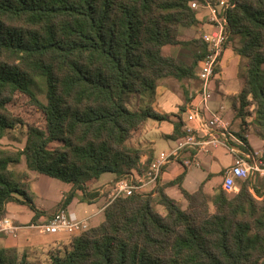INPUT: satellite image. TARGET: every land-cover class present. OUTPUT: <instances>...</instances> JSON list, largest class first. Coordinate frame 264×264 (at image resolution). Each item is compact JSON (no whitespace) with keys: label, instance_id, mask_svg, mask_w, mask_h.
I'll return each mask as SVG.
<instances>
[{"label":"trees","instance_id":"16d2710c","mask_svg":"<svg viewBox=\"0 0 264 264\" xmlns=\"http://www.w3.org/2000/svg\"><path fill=\"white\" fill-rule=\"evenodd\" d=\"M191 1L0 0V139L23 123L7 106L16 94L42 118L28 124L22 149L0 146V217L8 202L24 203L35 223L40 214L30 171L71 184L58 203L57 210L65 209L77 191L91 202L89 188L103 173L116 180L147 169L150 156L139 164L146 149L130 142L147 119L170 121L169 137L182 135L180 114L171 120L149 105L131 109L128 99L154 90L163 78H196L207 44L205 18ZM233 1L228 22L230 36L239 37L234 50L243 58V82L231 110L242 130L264 141V0ZM182 28H197L199 35L180 38ZM35 81L45 102L32 88ZM182 91L187 101L191 94L185 86ZM22 158L25 171L10 167ZM237 182L235 192L222 182L194 192L179 185L184 208L162 185L116 197L103 208L101 222L70 234L62 252H49L50 264H264V197L251 179ZM258 183L264 187V180ZM27 255L0 246V264H33Z\"/></svg>","mask_w":264,"mask_h":264},{"label":"built area","instance_id":"2783aa9c","mask_svg":"<svg viewBox=\"0 0 264 264\" xmlns=\"http://www.w3.org/2000/svg\"><path fill=\"white\" fill-rule=\"evenodd\" d=\"M234 4L233 0L190 2L192 9L205 11L202 38L207 44V52L197 64L195 79L199 81V86L186 104L185 120L181 126L183 133L175 138L170 148L159 151L140 175L128 173L116 179L111 187L113 199L133 193L155 192L158 186L172 180L169 175L172 164L182 168L199 165L202 156L209 155L218 147L225 148L233 156V162L222 170L224 190L235 192L239 179H250L256 172L263 173L255 159L257 153L254 155L244 150L245 142L231 129L230 121L218 109L211 110L209 107L214 80L219 75L217 69L230 37L228 13ZM31 226L43 233L64 232L70 235L85 230L89 224L85 219H71L65 209H60ZM16 230L17 226L10 218H0V232L15 236Z\"/></svg>","mask_w":264,"mask_h":264},{"label":"crops","instance_id":"0c3cea01","mask_svg":"<svg viewBox=\"0 0 264 264\" xmlns=\"http://www.w3.org/2000/svg\"><path fill=\"white\" fill-rule=\"evenodd\" d=\"M229 42V41H228ZM234 48V47H233ZM232 45L226 44L225 50L223 52L221 62L228 63V58L232 56L233 52ZM233 61V59H232ZM220 62V64H221ZM220 64L218 67V77L214 80L212 87V92L209 101V107L211 110H219L223 117L230 121V127L234 132H239L245 138L244 150L250 151L255 155V159L258 161L259 168L262 169L263 173L256 172L250 179L253 183H257L258 188L261 191L260 197H264V187H259V181L264 180V141L255 136L250 129L242 130L240 125L232 123V111L231 106L229 111H227L222 103V97L224 95H230L232 101V95L237 93L242 87V77L240 88L234 85L233 81L230 82L228 77L220 74ZM190 98L186 101L183 91L182 100L178 103V110L180 106L184 105V111L179 110L181 120H185V108L186 104L189 103L190 99L193 98L192 92L199 86V81L197 79H190ZM179 114H167L171 120H177ZM148 131L152 135H156L153 130H160V135L170 140L167 145L159 149L158 151L154 147V138L145 139L143 134ZM173 125L170 121H156L154 119H147L144 129L139 137L131 139V144L135 146H141L146 148V153L142 154L140 157V166L145 163L147 158L153 159V157L161 150H166L174 144L175 138H170L169 135L172 133ZM244 141V142H245ZM149 151L151 153H149ZM150 156V157H148ZM233 162V156L226 151L223 147H218L214 149L209 155L202 156L200 158L199 165H192L188 168H182L177 164H172L170 169L172 170V175H170V181L164 183V191L170 197L174 198L178 202H184V197L180 192L179 185L188 192H194L199 188L201 184L207 189L212 188L215 184V180L221 177L222 170L225 166L230 165ZM109 177L102 183L96 182V185L108 186L109 183L115 181V174L109 172ZM131 174H141V171L135 169L131 170ZM31 178V188L34 192L33 203L39 211V216L36 222H39L43 217L50 215L51 213L57 211L58 203L64 197V194L68 192L71 188V184L63 182L59 179L46 176L44 174H39L33 171L29 172ZM101 176V175H100ZM100 178V177H99ZM179 179V184L177 180ZM99 180V179H98ZM238 183V182H237ZM253 190V189H252ZM81 192L77 191L76 196L72 198L70 203L65 208L67 215L71 219H85L88 224L89 221L102 213L103 204L100 198L93 199L91 202L82 201L80 199ZM24 213V214H22ZM34 212L24 203L8 202L6 204V213L2 217L10 218L13 223L17 226L16 235L6 234L0 232V244L6 246H15L20 250H25L27 253L32 255L46 257L47 254L54 250L56 246L68 247L69 234L64 232H59L55 234L43 233L40 229L31 226V219ZM0 217V218H2ZM90 225V224H89ZM93 226V225H92ZM37 229V230H33ZM34 253V254H33Z\"/></svg>","mask_w":264,"mask_h":264},{"label":"rangeland","instance_id":"374dc122","mask_svg":"<svg viewBox=\"0 0 264 264\" xmlns=\"http://www.w3.org/2000/svg\"><path fill=\"white\" fill-rule=\"evenodd\" d=\"M197 16L200 19H203L205 16V11L200 9L198 10ZM199 35V31L197 28H182L180 30V38L189 39L192 37H197ZM229 45H232V48H236L240 45L239 37L237 35H233L229 37ZM233 48L232 56L228 58V63L221 62L220 64V74L228 77L230 82L233 81L234 85L240 88L241 85V75L243 71V58L238 55ZM170 52L175 54L177 49H170ZM233 59V61H232ZM197 69V66H196ZM195 79V78H194ZM190 79H185L183 81H177L173 78H163L157 81L154 90H150L145 92L141 95H132L128 99V107L131 109L137 108H145L146 106H151L152 109L159 113V114H179L178 110V103L182 100V87L185 86L188 90L190 89ZM36 81L33 83L32 88L37 92V95L40 100L45 102L44 92L38 91L36 88ZM41 89V87H40ZM239 92V91H238ZM221 103L223 107L229 111L231 106V98L230 95H224L222 97ZM8 109L12 112L15 117H20L23 120V123L15 125L14 128L6 129L4 135L0 139V146L4 149L8 150H20L24 147L26 138H27V126L28 124H40L42 122L41 114L36 107L29 103V100L26 96L22 94H16L11 102L7 105ZM232 111V110H231ZM248 113H251L248 111ZM233 115V113H232ZM250 117L247 115L246 120L249 121ZM167 121V120H164ZM239 119L232 118V123L239 124ZM156 135H152L150 131L143 134V138L151 139L154 138V147L158 151L159 149L164 148L167 143L170 142L169 139L160 135V130H153ZM143 149H146L143 147ZM10 167L15 171H25V163L24 159L22 158L21 161L17 164H11ZM110 173H103L101 174L98 182H104ZM119 179V178H118ZM222 179L221 177L215 180V185H221ZM30 183V182H29ZM108 186L103 185H96V183L90 186L89 191L90 193H94L93 199L100 198L101 203L105 207L110 201H112V184L113 182L109 183ZM181 208H184L186 205V201L178 202ZM103 207V208H104ZM156 210L160 213H163V207L160 205L155 206ZM24 214V213H22ZM103 220V213L99 214L98 216L92 218L89 221V224L96 225ZM37 230V229H33ZM0 246H3L0 244ZM63 246L56 248L50 252L55 251H63ZM58 249V250H57ZM34 254V253H33ZM27 259L30 263L33 264H50V253L47 254L46 257L32 255L28 253Z\"/></svg>","mask_w":264,"mask_h":264}]
</instances>
